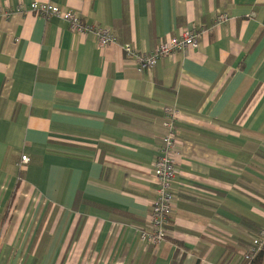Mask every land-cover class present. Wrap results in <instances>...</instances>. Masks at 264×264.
I'll return each instance as SVG.
<instances>
[{
	"label": "crops",
	"instance_id": "crops-1",
	"mask_svg": "<svg viewBox=\"0 0 264 264\" xmlns=\"http://www.w3.org/2000/svg\"><path fill=\"white\" fill-rule=\"evenodd\" d=\"M32 1L117 40L99 47L17 10ZM187 27L197 46L148 72L121 48L151 50ZM165 105L180 110L175 200L154 246L138 228L156 196ZM262 226L264 0H0V238H31L15 249L29 264H245Z\"/></svg>",
	"mask_w": 264,
	"mask_h": 264
},
{
	"label": "built area",
	"instance_id": "built-area-1",
	"mask_svg": "<svg viewBox=\"0 0 264 264\" xmlns=\"http://www.w3.org/2000/svg\"><path fill=\"white\" fill-rule=\"evenodd\" d=\"M18 11H30L48 20L57 17L67 23L73 33H93L99 47H105L116 42V35L109 29L97 24L87 23L82 20L78 11L64 9L51 2L32 1L27 5H19ZM7 15L6 11H1ZM225 13L216 15V23L226 19ZM197 31L194 27L183 29L178 35H172L162 39L151 50H138L130 43H123L121 48L124 54L135 63L138 72H148L162 57L175 54L187 47L197 46ZM179 108L176 105L162 107L161 124L165 128L163 142L158 149V155L152 163L154 179L156 183V196L151 204V210L146 218L145 225L138 228L139 238L148 244L157 246L166 239L165 224L174 207L175 196L172 183L176 175L177 142L175 137L176 121L179 116ZM29 162L26 154L20 156L19 165ZM264 247V226L260 227L251 237L248 246L241 252L240 258L245 264H249L256 258Z\"/></svg>",
	"mask_w": 264,
	"mask_h": 264
},
{
	"label": "rangeland",
	"instance_id": "rangeland-1",
	"mask_svg": "<svg viewBox=\"0 0 264 264\" xmlns=\"http://www.w3.org/2000/svg\"><path fill=\"white\" fill-rule=\"evenodd\" d=\"M27 239L29 243L31 238L14 237L11 240L10 238H0V264H29L31 254L15 250ZM7 240L9 243L6 242ZM6 243L10 245V247H5L4 244L6 245Z\"/></svg>",
	"mask_w": 264,
	"mask_h": 264
},
{
	"label": "trees",
	"instance_id": "trees-1",
	"mask_svg": "<svg viewBox=\"0 0 264 264\" xmlns=\"http://www.w3.org/2000/svg\"><path fill=\"white\" fill-rule=\"evenodd\" d=\"M249 264H259V255L254 258Z\"/></svg>",
	"mask_w": 264,
	"mask_h": 264
}]
</instances>
